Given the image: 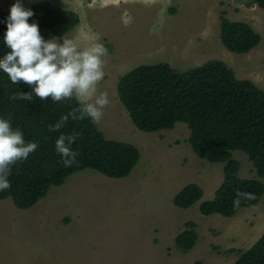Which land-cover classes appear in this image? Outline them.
<instances>
[{"label":"rangeland","instance_id":"rangeland-1","mask_svg":"<svg viewBox=\"0 0 264 264\" xmlns=\"http://www.w3.org/2000/svg\"><path fill=\"white\" fill-rule=\"evenodd\" d=\"M42 0H22L25 8ZM75 11L79 23L54 40L71 41L77 52L103 44L104 78L77 98L99 109L95 121L105 138L137 147L140 159L130 175L109 178L90 169L69 176L27 209L10 198L0 201V264H233L264 230V195L259 203L234 216L200 214L198 206L213 199L222 182L223 164L199 158L187 143L190 130L182 122L173 129H137L117 97L119 76L140 64L168 63L185 71L209 60H222L237 78L264 89V10L235 0H45ZM14 0H0L9 11ZM220 12L244 21L260 35L245 53L220 42ZM106 95L101 107L97 99ZM239 176L255 172L247 155L233 152ZM203 190L189 208L173 204L187 184ZM194 222L197 240L187 253L174 239Z\"/></svg>","mask_w":264,"mask_h":264},{"label":"trees","instance_id":"trees-1","mask_svg":"<svg viewBox=\"0 0 264 264\" xmlns=\"http://www.w3.org/2000/svg\"><path fill=\"white\" fill-rule=\"evenodd\" d=\"M246 7L256 5L264 10V0H235ZM27 8L34 12L29 22H36L45 40L60 38L79 23L75 11L37 1ZM9 11L0 8V20ZM220 42L235 53H245L260 42V35L244 21H231L220 12ZM6 25L0 23V56L9 49L3 43ZM32 86L20 81L12 84L0 71V117L9 119L13 128L24 133L26 142L35 141L38 148L25 160L9 165L4 175L11 187L0 191V201L10 198L20 209L32 207L48 190L62 185L74 173L90 169L109 178L130 175L140 159L137 147L107 139L95 122L83 113L86 106L76 94L54 102L12 100L11 96L30 93ZM117 97L135 127L145 132L171 130L177 122L190 130L187 143L201 159L222 163L223 178L211 200L199 204L200 214L218 213L234 216L240 208L255 206L264 195V89L249 79L237 78L222 60L177 71L168 63L140 64L119 76ZM83 116V119H81ZM67 117L57 130L51 126ZM64 136L70 155L62 156L56 140ZM247 155L255 176H239L240 162L233 152ZM64 161H68L65 166ZM203 196L195 183L185 185L173 204L189 208ZM194 222L174 239L177 249L187 253L197 240ZM237 254L233 264H264V230L247 249L230 248ZM198 264V263H197Z\"/></svg>","mask_w":264,"mask_h":264},{"label":"clouds","instance_id":"clouds-1","mask_svg":"<svg viewBox=\"0 0 264 264\" xmlns=\"http://www.w3.org/2000/svg\"><path fill=\"white\" fill-rule=\"evenodd\" d=\"M34 16L33 10L25 8L22 0H14L9 14L0 20L6 25L3 43L8 52L0 56V71L5 73L12 84L20 81L32 86L30 93L11 96L12 100H33V94L40 100L58 102L71 98L74 93L87 95L104 78L101 56L108 54L103 44L77 52L71 41L58 45L54 40H45L36 22H29ZM108 103L106 95L97 99L96 104L103 107ZM93 122L101 117V112L92 104L82 109ZM67 117L51 126L57 130ZM83 119V116H81ZM35 141L26 142L24 133L13 128L9 119L0 117V172L18 160H25L38 148ZM56 148L62 156L70 155V149L64 145V136L56 140ZM67 166L68 161H64ZM11 187L4 175H0V191Z\"/></svg>","mask_w":264,"mask_h":264}]
</instances>
